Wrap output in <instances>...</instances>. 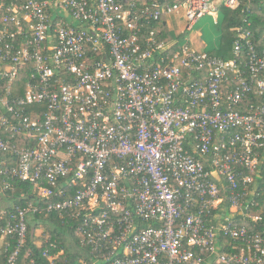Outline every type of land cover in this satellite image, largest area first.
Here are the masks:
<instances>
[{"label":"built area","instance_id":"1","mask_svg":"<svg viewBox=\"0 0 264 264\" xmlns=\"http://www.w3.org/2000/svg\"><path fill=\"white\" fill-rule=\"evenodd\" d=\"M240 5L0 0V193L28 181L45 202L0 208V264H18L32 215L53 210L79 219L91 264H264V228L242 223L263 220L250 209L264 47L244 25L232 57L143 25L174 16L191 29Z\"/></svg>","mask_w":264,"mask_h":264},{"label":"trees","instance_id":"2","mask_svg":"<svg viewBox=\"0 0 264 264\" xmlns=\"http://www.w3.org/2000/svg\"><path fill=\"white\" fill-rule=\"evenodd\" d=\"M151 0H135L136 7L141 9L144 3ZM163 1H180V0H163ZM251 8V11H247ZM223 15L221 21V38L219 45L208 51L210 54L232 57L233 44L237 38V27L244 25L253 33V40L259 49L264 47V0H241V5L237 8L221 7ZM251 20V26H247L246 21ZM218 22V21H217ZM144 31L151 28H157L161 31V40L171 41L173 34L171 29L166 26L164 21L156 23H143ZM181 36H179L181 40ZM179 41L180 45V40ZM178 45L174 47L177 49ZM29 72L28 68H24V75ZM23 76V75H22ZM25 78V76H23ZM21 80H25V79ZM38 106L27 108L28 111ZM4 156L0 153V159ZM0 187H2V177L0 175ZM227 194V192H225ZM257 204L251 207V211L261 210L263 220L253 221L247 218L242 222L251 230L264 228V163L262 167V177L257 182ZM39 203L42 205L44 201L37 196L33 185L28 181L17 180L13 182L12 188L5 189L0 193V208L12 210L16 206H26L28 203ZM45 203V202H44ZM80 224L79 219H73L66 213L60 211H50L36 213L32 215L29 221L28 235L24 246L19 255L18 264L30 263L34 259V264H48L49 260L43 256V251L48 248L50 253L54 255L55 264H91L93 258V248L89 245H83L75 236V230ZM42 227L45 236L36 233V229ZM48 235V236H46ZM46 238L48 239L46 241ZM53 243V245H51ZM5 257L4 251L0 252V260Z\"/></svg>","mask_w":264,"mask_h":264},{"label":"rangeland","instance_id":"3","mask_svg":"<svg viewBox=\"0 0 264 264\" xmlns=\"http://www.w3.org/2000/svg\"><path fill=\"white\" fill-rule=\"evenodd\" d=\"M222 17L221 10L218 12L217 20L214 15L205 14L193 24L191 29H186L183 25L184 20L177 21L174 16H169L167 20L171 25L169 28L173 38L177 39L182 35L181 40L179 38L181 46L189 45L203 51H211L220 43ZM36 233L45 235L42 227L37 228Z\"/></svg>","mask_w":264,"mask_h":264},{"label":"crops","instance_id":"4","mask_svg":"<svg viewBox=\"0 0 264 264\" xmlns=\"http://www.w3.org/2000/svg\"><path fill=\"white\" fill-rule=\"evenodd\" d=\"M3 206V204H1ZM256 211V210H255Z\"/></svg>","mask_w":264,"mask_h":264}]
</instances>
